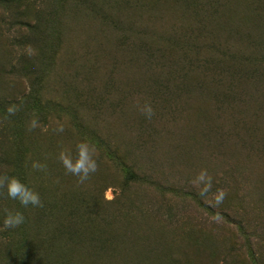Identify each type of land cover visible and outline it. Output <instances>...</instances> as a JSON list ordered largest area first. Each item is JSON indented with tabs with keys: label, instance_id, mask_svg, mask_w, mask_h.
Returning <instances> with one entry per match:
<instances>
[{
	"label": "rangeland",
	"instance_id": "374dc122",
	"mask_svg": "<svg viewBox=\"0 0 264 264\" xmlns=\"http://www.w3.org/2000/svg\"><path fill=\"white\" fill-rule=\"evenodd\" d=\"M262 58L264 0H0V264H264Z\"/></svg>",
	"mask_w": 264,
	"mask_h": 264
},
{
	"label": "clouds",
	"instance_id": "9594fccd",
	"mask_svg": "<svg viewBox=\"0 0 264 264\" xmlns=\"http://www.w3.org/2000/svg\"><path fill=\"white\" fill-rule=\"evenodd\" d=\"M9 114L13 113V108H9ZM142 111L147 117H151L152 109L149 105H145ZM33 126H35V121H33ZM61 162L68 172L73 175H78L80 181L83 182L88 178L90 172L96 171L95 161L91 158L89 154V148L86 144H80L78 146V157L73 163L69 158L61 155ZM32 167L34 169L42 170L43 166L33 163ZM200 180L205 179V174L201 173ZM0 189H3V193L8 199L17 201L21 206L27 208L29 205L32 207H41V201L39 195L28 188L26 185L22 184L15 177H8L5 183V178L0 177ZM206 190V189H205ZM223 199V192H221L217 197V203ZM25 222V217L19 211H6L2 225L3 229H15Z\"/></svg>",
	"mask_w": 264,
	"mask_h": 264
},
{
	"label": "trees",
	"instance_id": "16d2710c",
	"mask_svg": "<svg viewBox=\"0 0 264 264\" xmlns=\"http://www.w3.org/2000/svg\"><path fill=\"white\" fill-rule=\"evenodd\" d=\"M259 35V33L257 34V35H255L254 37H252V33H249V34H246V37L247 38H250V39H253V40H255L256 38L257 39H259V38H261L260 36H258ZM233 53H235V51H233ZM257 63L259 64V65H264V58H262V59H260V60H258L257 61ZM209 64V63H208ZM206 69L208 68V67H205ZM207 70H209V69H207ZM107 151L109 152V154L111 155V156H114L112 153V151H110V149H108L107 148ZM112 158H114V157H112ZM118 166H120L121 167V169H123L125 172H127V176H128V178H129V180L130 181H134L135 179H137V177H136V175L134 174V173H131L130 172V169H128L124 164H117ZM20 180L22 181V180H25L26 181V178H25V176H24V174L22 173V174H20ZM27 182V181H26ZM24 210H26L25 209V207H22V212L24 213L25 211ZM47 218H46V222H48V223H52L53 221H51L50 220V218H52L53 216L52 215H48V216H46ZM20 247V246H19Z\"/></svg>",
	"mask_w": 264,
	"mask_h": 264
}]
</instances>
